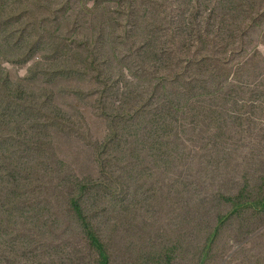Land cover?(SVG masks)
Here are the masks:
<instances>
[{
  "label": "rangeland",
  "instance_id": "rangeland-1",
  "mask_svg": "<svg viewBox=\"0 0 264 264\" xmlns=\"http://www.w3.org/2000/svg\"><path fill=\"white\" fill-rule=\"evenodd\" d=\"M0 7L12 15L0 22V66L64 112L55 122L64 127L49 131L40 155L22 159L38 161L22 177L39 219L31 252L6 264L95 261L67 199L74 178L100 177L96 156L104 152L124 197L93 195L86 209L110 264H145L175 238L186 237L193 252L228 209L219 194L264 174V0H0ZM187 54L207 57L188 65L185 83L167 87L171 59ZM200 79L205 91L196 96ZM110 115L118 136L104 151ZM163 123L170 125L162 139ZM263 231L261 223L230 222L210 264H264ZM188 256L176 263L192 264Z\"/></svg>",
  "mask_w": 264,
  "mask_h": 264
},
{
  "label": "trees",
  "instance_id": "trees-1",
  "mask_svg": "<svg viewBox=\"0 0 264 264\" xmlns=\"http://www.w3.org/2000/svg\"><path fill=\"white\" fill-rule=\"evenodd\" d=\"M11 17L12 15L7 14L0 7V22L3 20V23L8 22ZM168 29L172 30L171 38L173 40L179 39V37H175L176 32L170 26ZM9 36H11V32L2 35L4 39ZM174 50L181 52L177 45ZM183 54L181 52V55ZM206 57L205 54L173 57L171 61L174 65V78L172 81H167L166 86H172L175 89L177 82L185 83L188 65L199 64ZM198 76L200 78V75ZM203 84V80L200 79L197 90L199 94L196 96L202 95V92L205 91ZM256 90L263 91L259 88ZM222 105L225 107L226 103ZM57 111L64 115V112L52 104L50 98L47 102L43 99V95L36 96V93L28 87L19 82H13L7 70L0 66V194H2L0 198V264H6L15 256L19 258V253L24 255L31 252V237L34 235L39 216L37 213L33 214V207L26 196V189L30 184L29 176L23 178L22 175L27 171V168H33L34 163L37 164L38 161L31 157L33 162L25 164L26 161L22 159L30 152L40 155L45 149V143L51 138L49 131L64 127L62 122L55 124L58 121ZM108 119L110 132L106 136L104 151L112 145L118 136L116 118L114 115H110ZM62 121L65 120L62 119ZM153 122H155L154 118ZM169 125L170 123H163L158 127L164 132L159 134V138L163 139L164 135L168 133ZM43 129L45 130L43 131ZM105 153H103V157ZM102 156H96L100 177L74 178L71 181L72 186L67 199L74 223L80 230L88 250L95 254V261L89 262V264H110V255L104 240L87 212L88 203L91 202L93 195H99L107 201L110 198L118 200L124 197V181L108 168L104 160L105 157ZM246 177L248 178L242 179L235 194H219L222 201L228 205V209L226 212H219L214 224L208 226L197 238V241L195 240L196 242L192 245L193 252H191V244L186 241V237L175 238L163 246L162 251L143 259L145 264H177V259L183 253L191 254L188 259L192 264H210L214 256L215 241L230 222L237 220L240 226H243L246 221L264 225V174L255 179ZM3 189L7 190L3 191ZM262 235H264V231ZM22 238L28 239V241L20 246Z\"/></svg>",
  "mask_w": 264,
  "mask_h": 264
}]
</instances>
